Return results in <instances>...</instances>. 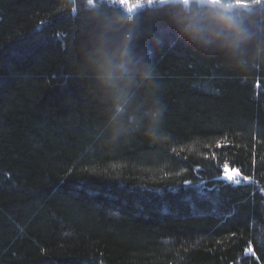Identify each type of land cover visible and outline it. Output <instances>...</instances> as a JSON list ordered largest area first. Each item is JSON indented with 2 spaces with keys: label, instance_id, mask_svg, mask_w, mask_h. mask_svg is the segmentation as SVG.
<instances>
[{
  "label": "trees",
  "instance_id": "trees-1",
  "mask_svg": "<svg viewBox=\"0 0 264 264\" xmlns=\"http://www.w3.org/2000/svg\"><path fill=\"white\" fill-rule=\"evenodd\" d=\"M146 1L0 0V264H264V53L125 8ZM97 14L142 58L112 86Z\"/></svg>",
  "mask_w": 264,
  "mask_h": 264
},
{
  "label": "clouds",
  "instance_id": "clouds-1",
  "mask_svg": "<svg viewBox=\"0 0 264 264\" xmlns=\"http://www.w3.org/2000/svg\"><path fill=\"white\" fill-rule=\"evenodd\" d=\"M162 10L178 35L206 50L243 58L249 50L264 53V0H147ZM89 55L107 86L127 81L141 61L133 48L135 32L121 15L93 18Z\"/></svg>",
  "mask_w": 264,
  "mask_h": 264
},
{
  "label": "snow or ice",
  "instance_id": "snow-or-ice-1",
  "mask_svg": "<svg viewBox=\"0 0 264 264\" xmlns=\"http://www.w3.org/2000/svg\"><path fill=\"white\" fill-rule=\"evenodd\" d=\"M221 146L222 145L217 144V147H221ZM224 169H225V177L224 178L229 180V181L234 182L235 184H240L241 179H243L245 181L248 180L247 176H244V177L240 176L239 170H229L227 164L224 165ZM249 251H251L250 248H249Z\"/></svg>",
  "mask_w": 264,
  "mask_h": 264
},
{
  "label": "rangeland",
  "instance_id": "rangeland-1",
  "mask_svg": "<svg viewBox=\"0 0 264 264\" xmlns=\"http://www.w3.org/2000/svg\"><path fill=\"white\" fill-rule=\"evenodd\" d=\"M145 5H148L147 1L145 3H139V4H129L128 3V4L125 5V8H127L129 11H135L136 9L141 8V7L145 6ZM228 169L229 170H234L232 168H228ZM224 177H225V174H224ZM241 181H243V179H241Z\"/></svg>",
  "mask_w": 264,
  "mask_h": 264
}]
</instances>
